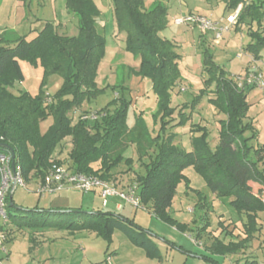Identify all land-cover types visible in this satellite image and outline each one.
I'll return each instance as SVG.
<instances>
[{
  "label": "trees",
  "instance_id": "16d2710c",
  "mask_svg": "<svg viewBox=\"0 0 264 264\" xmlns=\"http://www.w3.org/2000/svg\"><path fill=\"white\" fill-rule=\"evenodd\" d=\"M110 1L117 27L126 33L125 50L139 57L138 67L131 68V73L151 81L156 97V109L151 115L152 125L157 126L155 132L142 112L134 114L131 127L127 125L131 102L122 95L101 108L98 111L101 116L96 120L85 121L79 117L72 123L69 113L73 109L104 92V88L97 86L96 74L104 56L105 38L97 30L101 12L94 0H65L67 10L78 17L77 35L59 34L51 21L44 22L29 40L25 35L0 34V144L12 148L26 182L42 177L52 162L61 163L54 158V153L65 138H70L71 142L68 156L72 170L103 179H109L121 163L130 168L132 159L126 158L124 152L129 145H134L137 160L148 159L141 162L143 173L134 177L138 182L140 203L182 232L193 229L174 219L169 208L178 184L188 183L183 171L191 166L211 193L217 198L230 199L235 211L245 215L241 239L224 243L214 238L208 251L223 256L240 252L258 231V215L264 211V205L254 195L255 189L264 186V144L255 147L250 144L256 138V130L247 117L250 105L244 89L238 88L226 70L214 61L210 49L202 47L201 66L206 77L198 93L178 111V121L174 123L171 90L181 79L178 65L181 56L175 44L160 35L168 23L167 7L161 0H156L148 9L144 8L143 0ZM224 2L230 12L241 4L235 29L240 31L241 26L248 25L249 41L244 50L260 60V52L264 50V0ZM20 61L42 67L43 77L35 95L27 91L11 92L14 82L24 78ZM51 75H59L62 81L48 96L44 87ZM116 88L113 86V90ZM120 90L123 91L124 86L121 85ZM204 97L225 115V119L219 121L218 143L212 148L208 130L197 126L195 131L199 134L192 136V149L186 151L174 144L175 134L167 133L166 129L185 125L190 114L183 110L189 109L190 113ZM48 117H52V124L41 133L39 124ZM0 152L7 150L0 147ZM187 188L190 187L187 185ZM200 199L204 200L200 201V208L208 209L205 196ZM6 213L10 223L18 227L86 230L108 243L117 229L144 249L148 257L159 256L149 232L120 212L81 208L22 209L8 196ZM207 227L209 224L205 222L199 229L205 231ZM200 233L198 230V237ZM232 264L257 262L246 259Z\"/></svg>",
  "mask_w": 264,
  "mask_h": 264
},
{
  "label": "rangeland",
  "instance_id": "374dc122",
  "mask_svg": "<svg viewBox=\"0 0 264 264\" xmlns=\"http://www.w3.org/2000/svg\"><path fill=\"white\" fill-rule=\"evenodd\" d=\"M146 1L144 0V2ZM184 1L189 2V0ZM214 1V3L209 2L207 7L212 9L218 3H224L223 0ZM94 2L102 13L97 18V30L105 38L104 56L98 64L96 74V83L99 87L104 88V92L89 101L83 102L80 107L73 109L69 113L72 123L76 122L83 114L98 112L115 99L119 93H122L124 98L131 102L128 112L129 124L134 121L133 114L142 112L149 127L153 128L151 115L156 109V97L151 89V81L147 78L140 79L131 73V68H137L139 57L125 50L126 33L120 31L117 27L111 1L94 0ZM64 3V0H60L61 6H64ZM165 3L169 7L167 18L169 24L164 30V35L168 39L178 36L182 40V42L179 41V47H176V51L181 55L178 64L183 79L181 77V80L171 90V103L175 108L173 122H176L178 120L177 113L182 104L191 100L198 93L206 75L201 71V49L197 47L200 38L199 32L196 29H192L182 36L180 33L184 27L171 23L175 15H183L189 7L185 3L181 4L180 0H165ZM192 9H194V6H192ZM55 10L53 15L50 12V19L56 20L57 32L68 36L77 35L76 17L64 15L61 11L58 15L59 9L55 7ZM229 13L230 11L226 10L224 3L223 17H226ZM38 21L36 17H33L30 21L32 28L36 26L35 30L40 29L44 23L43 20ZM35 30H32L31 34H27L28 40L34 37ZM247 31V24L241 26L240 31H233L231 28L222 33V39L219 44L211 43L210 51L213 53L215 61L231 75L244 74L243 65L249 58V55L244 50L245 44L249 41ZM239 52L243 53L240 58H238ZM260 56L261 60H256L254 64L264 74V50L260 52ZM20 66L24 78L22 81L14 82L11 92L18 94L21 91H27L31 95L37 94L43 77L42 67L39 65L33 66L26 61H20ZM61 81L62 79L59 75L49 76L44 87L45 92L53 94ZM121 85L124 86L123 91L120 90ZM113 86H117V94L113 90ZM181 87L184 90H181ZM261 91L264 93V89ZM245 93L249 100L252 93L250 91ZM206 99L207 97L191 113L186 127L183 129L168 127L166 129L167 133L177 132L178 135L174 143L184 146L181 148L186 151L192 148L188 141L192 135L197 134L195 131L197 126L207 128L210 146L213 147L218 139L219 120L224 119L225 116L213 109L211 105H208ZM249 111V114L254 118V127H256V138L251 140L250 144L255 147L264 144V99L253 105ZM185 112L187 113V111ZM51 124L52 117L42 120L39 124L41 133L46 132ZM155 130H153V133ZM70 144V138H65L57 147V150L61 149L60 153L63 154V157L69 151ZM124 156L131 158L132 164L130 168L125 163L119 164L116 168V174L130 177L143 173L144 169L141 162H147L148 159L137 160L134 145L127 147ZM183 173L188 178V183L182 181L178 184L169 213L177 221L188 223L192 227L193 230L185 232L156 217L149 206L141 205L136 208L117 197L109 198V203L104 208L100 206L101 197L99 198L94 193L86 194L80 191L42 195L37 201V196L27 185L28 190L22 187H18L15 190L12 195V201L17 207L22 209H31L34 206L47 209L56 205L55 201L57 198L69 197L77 200L78 205L82 201V210L99 209L112 212L116 211L114 204L120 203L123 207L120 213L131 218L138 226L147 230L159 251V256L148 257L144 249L136 246L125 233L117 229L114 230L109 243L91 231L82 230L69 233L66 230L49 229L47 230L49 232L47 235L51 238L47 239L39 247L37 259L41 261V264L43 260H46L45 264H232L238 259L240 261L255 259L258 264H264V245L258 249L256 254L249 258L238 254L240 252L223 256L212 254L208 251L207 248L211 245L214 238H218L224 243L238 240L243 235L245 215H239L235 211L229 203L230 199L217 197L216 199H211V192L205 185L204 180L191 166L185 168ZM187 185L190 188H187ZM194 190L201 192V194L198 195ZM200 196H205L209 203L208 209L200 208V201H204L200 199ZM258 217L260 231L256 232L258 239L254 240L264 244V212L259 213ZM205 222L209 224V227L205 231L199 229ZM198 230L201 231L199 237L197 236ZM14 239L11 258L8 261L1 259L0 264H30L31 258L26 255V249L29 244L27 241H22L19 236ZM107 256H109V259H107Z\"/></svg>",
  "mask_w": 264,
  "mask_h": 264
},
{
  "label": "crops",
  "instance_id": "0c3cea01",
  "mask_svg": "<svg viewBox=\"0 0 264 264\" xmlns=\"http://www.w3.org/2000/svg\"><path fill=\"white\" fill-rule=\"evenodd\" d=\"M155 1L156 0H147L146 2H144V0H143L144 8L145 9H148L149 7H151V5ZM161 1L167 7V12H168L169 7L165 3V0H161ZM190 1H192V2H190ZM64 2H65V0H64ZM180 2H181V4L185 3V5L189 7V9L184 14H187V13H198V14H202V15L209 16V17H211L215 21H218L221 18L222 19L225 18V17H223L224 3H225L224 0H223V2H224L223 4L222 3H218V5H215V7H213L212 9L208 8L207 6H208V3L209 2H211V3L213 2L214 3L215 2L214 0H189L190 3L187 2V1H184V0H180ZM39 6H41V7H39ZM192 6H194V9H192ZM55 7H56V9H59V12H57L58 15H59V13L61 11L64 15L73 16L74 18L76 17V19H77V29H78V17L76 16V14H74V13H72V12H70V11L67 10V8L65 6V3H64V6H61L60 0H0V34L2 32H9L10 35H12V34L13 35H25L26 38H27V34H31L32 30H35L34 28L36 27L35 26V27L32 28L31 25H30V23H31L30 21L32 20L33 17H36V19L38 18L39 21H41V20H43V22L51 21V22H53V23L56 24V22H55L56 20L50 19V16L54 14V11H56L55 10ZM50 12H51V15H50ZM212 13H213V15H212ZM101 14H100V16H101ZM167 18H168V15H167ZM222 22L225 23V20L223 19ZM171 23H172V20H171ZM168 24H169V21H168L167 25ZM167 25H166V27H167ZM182 26L184 27V29L182 28L181 33H180V35H182V36H184L187 31H191L192 29H196L199 32V37L200 38L198 40L197 47H200V49H202V47H207V48L210 49L211 43L212 44H219V42H220L219 41V42L216 43L214 41V32H212V31L206 32V33H202L197 28H189L188 26L181 25V27ZM37 29H38V27H37ZM232 29H233V31H237L235 29V25L232 26ZM38 30H35L36 33H37ZM164 30L160 33V35H162L164 38H166V36L164 35ZM36 33H35V35H36ZM72 36H75V35H72ZM166 39H168V38H166ZM168 40H170L171 42H173L176 47H179L178 46L179 41L182 42V40H180L178 38V36L171 37V39H168ZM200 53H201V51H200ZM213 57H214V55H213ZM240 57H242V56H238V58H240ZM214 61H215V58H214ZM248 62H249V58L246 60L245 64L243 65L244 66L243 71H245L246 67L248 66ZM133 69H137V68H133ZM201 71L203 72L202 66H201ZM226 72L228 73V71H226ZM229 75L232 77L233 80H234L235 76H237V75H231V74H229ZM181 77L183 79L182 73H181ZM140 79H143V78H140ZM60 84H59V86H60ZM98 88H101V87L98 86ZM180 89L182 90V87ZM114 91H115L116 94L118 93L117 89H115ZM246 91H250L252 93L251 98L249 100L247 99V96H246V100H247V102L250 105V107L248 109V112H247V117H248V119L252 120V122L254 124V121H253L254 118H253L252 115L249 114V112H250L249 110L257 102H259L260 100L264 99V93H263V91H261L258 88H255V87L254 88L253 87H250V88L244 89V93ZM51 94H47V95L50 96ZM120 95H122L124 97V95L122 93H119L116 97H118ZM245 95H246V93H245ZM202 100H201V102H202ZM189 101H187L185 103H188ZM206 102H207V99H206ZM183 104H182V106H183ZM208 105H210V104L208 103ZM171 106H172V103H171ZM197 106L193 109V111L197 108ZM185 111H187V113ZM193 111H191L189 113V109H184L183 110L184 113L190 114L189 115V120H190L191 113ZM128 112H129V110H128ZM224 119H221V120H224ZM189 120L183 126H174V127L177 128V129L178 128L183 129L184 127H186V125L189 122ZM129 123H130L129 122V117L127 115V125L129 127H131L133 125V123L132 124H129ZM156 127L157 126H153L154 129H157ZM254 128L256 130V127H254ZM170 133H174L175 134V138L178 135L177 132H174V131L173 132H170ZM198 134L199 133L197 132V134H194L192 136H196ZM192 136L190 137V140L188 141V143H190V144H191ZM175 138H174V140H175ZM208 142H209V135H208ZM217 143H218V139L216 140V143L214 144L213 147H215L217 145ZM174 144H177V143H174ZM177 145L179 147H184V146H180L179 144H177ZM191 146H192V144H191ZM70 149H71V147H70ZM70 149H69V151H70ZM69 151L67 152L66 156L63 157V154L60 153L61 152V149H59V150L56 149V151L54 153V158L57 161L66 164L68 167H70L72 169L71 162H70L69 156H68ZM116 172H117V169H114L112 171L111 177L108 180L115 181L117 183L118 187H125L131 181H135L134 180L135 175L130 176V177H126V175L119 176L118 174H116ZM34 184H35V182L33 180H30L27 183V185L30 188H33L35 186ZM17 188L18 187H16L12 191V193L10 194L9 197L11 199H12V195L14 194V192H15V190ZM69 191H77V190L66 189V190H62V191L56 192V193L69 192ZM56 193H54V194H56ZM88 193H94L95 195L99 196V198H100V189L99 188H95V189H93L92 191H90ZM88 193H86V194H88ZM35 195L37 196V201H38L39 198H40V196L37 195V194H35ZM45 195H53V194H44V196ZM210 198L211 199H216L215 194L211 193ZM55 203H56V205L50 207L51 209H64V210H74V209H77V208H81L82 209V205H81L82 204V201H80V203H79L80 205H78L77 200H75V199L73 200V199H71L69 197H59V198L56 199ZM117 204L118 203H115L114 204V209L116 211H113V212H121V210H123V207L120 210H118L117 209ZM100 206H101V202H100ZM34 207H37V206H34ZM37 208H43V207H37ZM97 210H99V209H97ZM91 211H96V210L92 209ZM110 212H112V211H110ZM258 220H259V217H258ZM186 224L188 225L189 228L191 227L188 223H186ZM259 224L260 223L258 221V226H259ZM4 229H5L6 234H7V240H6L5 244H4V250L0 254L1 259H4V260L6 259L8 261L11 258L12 245H13L12 243L15 240L14 238L16 236H19V237H21L22 241H27V243L29 244L28 247H27V249H26V255H29L30 258H31V261H30L31 263L30 264H41V261L37 259V256L39 254V247L45 241H47V239L51 238V237H49V235H47L49 233L47 230H49V229H52V230H63V229H56V228H28V227H18L16 225L10 223L9 220H7V222L5 223ZM17 230H19V231H17ZM259 231H260V226H259V229H258L257 233ZM67 232H69V231H67ZM77 232H80V231H77ZM69 233H71V232H69ZM243 236L244 235H242L239 239H241ZM254 239H256V240L258 239V237H256V233L253 235V237L251 238V240L246 244V247L244 249H242L240 251V253H238V254H242V256H244L246 258L252 257L254 254H256L257 251H258V249H260V247H262V245H264V244L261 243V242H259V241L254 240ZM238 260L240 261V259H238ZM248 260H255V259H248ZM45 263H46V260H43V263L42 264H45ZM257 264H258V262H257Z\"/></svg>",
  "mask_w": 264,
  "mask_h": 264
},
{
  "label": "built area",
  "instance_id": "2783aa9c",
  "mask_svg": "<svg viewBox=\"0 0 264 264\" xmlns=\"http://www.w3.org/2000/svg\"><path fill=\"white\" fill-rule=\"evenodd\" d=\"M241 8L239 4L236 9L231 11L225 18V23L221 18L218 21L211 17L198 14L187 13L173 17L172 23L178 26L185 25L191 28H197L200 32H214V41L217 43L222 38V33L228 31L236 24L237 14ZM239 56L243 53L239 52ZM245 54V53H244ZM249 55V66L243 75L235 76L234 80L237 87L247 89L255 87L260 90L264 89V74L255 67L256 60ZM183 90V88H182ZM49 100V98H47ZM101 116L99 112H88L80 116L82 120L93 121ZM35 186L30 188L31 191L39 196L44 194H54L56 192L73 189L82 193H88L95 188L100 189L101 206L104 208L108 204V199L117 197L125 203L140 207V199L138 197V182L131 181L125 187H118L115 181L100 178L96 175L76 172L64 163L52 162L46 173L40 177L33 179ZM27 183L22 175L20 165L12 160L11 154L0 152V254L4 250V244L7 240V234L4 225L7 222L6 199L16 187H22L28 190ZM254 195L264 205V186L254 190ZM143 206V205H142ZM122 205L117 204L120 210ZM109 259V256H107ZM1 260V257H0Z\"/></svg>",
  "mask_w": 264,
  "mask_h": 264
},
{
  "label": "water",
  "instance_id": "95a60500",
  "mask_svg": "<svg viewBox=\"0 0 264 264\" xmlns=\"http://www.w3.org/2000/svg\"><path fill=\"white\" fill-rule=\"evenodd\" d=\"M0 147H4L11 154V158L14 161L15 154H14V151L12 150V148L5 143L0 144Z\"/></svg>",
  "mask_w": 264,
  "mask_h": 264
}]
</instances>
